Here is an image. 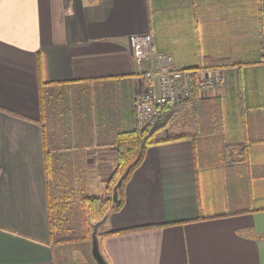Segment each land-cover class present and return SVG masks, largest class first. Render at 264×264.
Wrapping results in <instances>:
<instances>
[{
	"label": "crops",
	"instance_id": "1",
	"mask_svg": "<svg viewBox=\"0 0 264 264\" xmlns=\"http://www.w3.org/2000/svg\"><path fill=\"white\" fill-rule=\"evenodd\" d=\"M142 35L154 40L146 69L155 50L222 84L172 115L194 139L149 149L104 224L102 254L264 264V0H0V264L92 263L84 245L51 240L39 86L88 93L75 127L48 123L49 146L80 145L88 192L102 194L116 141L135 128L145 82L130 41Z\"/></svg>",
	"mask_w": 264,
	"mask_h": 264
},
{
	"label": "trees",
	"instance_id": "2",
	"mask_svg": "<svg viewBox=\"0 0 264 264\" xmlns=\"http://www.w3.org/2000/svg\"><path fill=\"white\" fill-rule=\"evenodd\" d=\"M190 71H197L190 69ZM41 101V127L45 140V168L48 185V210L50 235L52 243L65 244L75 241H92L94 227H99L98 237L102 238L106 233H100L109 216L122 210L124 206V191L134 172L144 163L150 148L178 142L186 139H194L190 136H181L173 131L172 115L179 113L184 104L192 103L199 96V88L193 91L192 98L179 106L166 108L161 112L158 125L155 129L140 131L135 128L132 131L123 132L116 141L118 157L114 173L107 183L102 196H90L88 192L87 176L84 172V162L80 159L78 146H61L60 149L50 148V121L61 119L69 124V128L77 124L78 111H82V102L88 93L76 88H70L67 84H46L39 86ZM91 96V95H90ZM80 99V102L78 100ZM79 105V106H78ZM49 106V108L47 107ZM83 112V111H82ZM88 113H92L88 111ZM83 115V114H82ZM82 119L83 116H80ZM72 144V142H71ZM62 145V144H60ZM107 146V145H103ZM74 155H71L72 153ZM122 180L119 189L120 201L113 202V189ZM72 194L81 195L83 220L80 223L83 234L78 239H70L69 234L70 211L72 203L69 202Z\"/></svg>",
	"mask_w": 264,
	"mask_h": 264
},
{
	"label": "built area",
	"instance_id": "3",
	"mask_svg": "<svg viewBox=\"0 0 264 264\" xmlns=\"http://www.w3.org/2000/svg\"><path fill=\"white\" fill-rule=\"evenodd\" d=\"M131 48L134 60L144 75V88H140L135 101L136 128L151 131L158 125L161 112L176 107L192 98L196 88L216 90L222 84L220 74H198L190 70L174 69L171 57L157 55L153 70L146 69L154 49L151 35L133 36Z\"/></svg>",
	"mask_w": 264,
	"mask_h": 264
},
{
	"label": "rangeland",
	"instance_id": "4",
	"mask_svg": "<svg viewBox=\"0 0 264 264\" xmlns=\"http://www.w3.org/2000/svg\"><path fill=\"white\" fill-rule=\"evenodd\" d=\"M49 108V106H47ZM189 130L186 129L185 132H188ZM190 132H192V130H190ZM99 189L96 188L94 193H90V196H102L103 195V190H101L102 194H100V191H98ZM81 195L80 194H72L71 198L69 200V202L72 203V210L70 211V228L72 229V231L69 232L68 235H66V238H70V239H78L82 234V228L80 229V223L83 220V216H82V206H81ZM106 226H101L100 228V233H104L106 228ZM99 232V231H98ZM73 243L76 244H80V245H84L85 247H87V249H89V252L91 254V264H97L96 261L93 258L92 255V241H75Z\"/></svg>",
	"mask_w": 264,
	"mask_h": 264
},
{
	"label": "water",
	"instance_id": "5",
	"mask_svg": "<svg viewBox=\"0 0 264 264\" xmlns=\"http://www.w3.org/2000/svg\"><path fill=\"white\" fill-rule=\"evenodd\" d=\"M121 184H122V180H120L113 189V202L114 203H119L120 201L119 189L121 187ZM100 225L101 224H97L94 227V231L92 234V255L97 264H108V262L106 261L100 249V241L98 237V231H99Z\"/></svg>",
	"mask_w": 264,
	"mask_h": 264
}]
</instances>
